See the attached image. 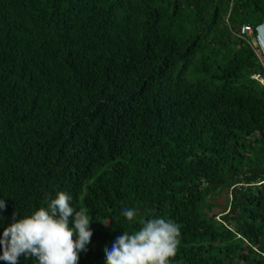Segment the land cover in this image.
<instances>
[{
  "label": "trees",
  "instance_id": "obj_1",
  "mask_svg": "<svg viewBox=\"0 0 264 264\" xmlns=\"http://www.w3.org/2000/svg\"><path fill=\"white\" fill-rule=\"evenodd\" d=\"M263 21L264 0H0V238L65 191L92 219L78 264L159 217L170 264H264V64L239 36Z\"/></svg>",
  "mask_w": 264,
  "mask_h": 264
},
{
  "label": "clouds",
  "instance_id": "obj_2",
  "mask_svg": "<svg viewBox=\"0 0 264 264\" xmlns=\"http://www.w3.org/2000/svg\"><path fill=\"white\" fill-rule=\"evenodd\" d=\"M72 196L60 191L29 216L6 227L0 246V260L18 264L21 255L34 258L37 264H78L79 253L87 252L93 232L92 219L86 209L77 210ZM0 200V209H5ZM123 216L132 222L140 216L136 207L124 208ZM72 218V219H70ZM141 227L133 232L124 230L105 249L107 264H170L180 244V225L164 217L140 219Z\"/></svg>",
  "mask_w": 264,
  "mask_h": 264
},
{
  "label": "built area",
  "instance_id": "obj_3",
  "mask_svg": "<svg viewBox=\"0 0 264 264\" xmlns=\"http://www.w3.org/2000/svg\"><path fill=\"white\" fill-rule=\"evenodd\" d=\"M239 36H241L243 39H245L250 45H252L256 51V54L260 58L261 62L264 64V57L262 55V50L258 49V42H257V37L255 36V28L251 24H244L239 32ZM252 78L260 81L261 83L264 84V75L260 73H254L252 75Z\"/></svg>",
  "mask_w": 264,
  "mask_h": 264
},
{
  "label": "water",
  "instance_id": "obj_4",
  "mask_svg": "<svg viewBox=\"0 0 264 264\" xmlns=\"http://www.w3.org/2000/svg\"><path fill=\"white\" fill-rule=\"evenodd\" d=\"M257 42L264 54V21L257 27Z\"/></svg>",
  "mask_w": 264,
  "mask_h": 264
},
{
  "label": "rangeland",
  "instance_id": "obj_5",
  "mask_svg": "<svg viewBox=\"0 0 264 264\" xmlns=\"http://www.w3.org/2000/svg\"><path fill=\"white\" fill-rule=\"evenodd\" d=\"M218 209H220V207H218Z\"/></svg>",
  "mask_w": 264,
  "mask_h": 264
}]
</instances>
